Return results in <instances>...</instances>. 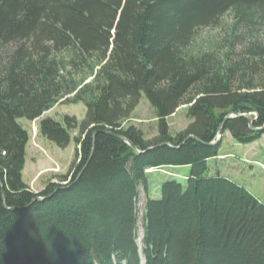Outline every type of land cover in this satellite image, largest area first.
Returning a JSON list of instances; mask_svg holds the SVG:
<instances>
[{
    "label": "trees",
    "instance_id": "1",
    "mask_svg": "<svg viewBox=\"0 0 264 264\" xmlns=\"http://www.w3.org/2000/svg\"><path fill=\"white\" fill-rule=\"evenodd\" d=\"M226 13V60L191 53L195 31ZM263 26L264 0H0V264H264V204L206 175L219 127L241 144L264 134V44L237 34ZM72 93L83 120L42 119L39 133L65 147L77 128L78 161L76 151L67 183L34 193L18 119ZM141 95L157 121L150 139L121 127ZM182 105L191 121L171 135L166 119ZM170 166L190 167L186 185L163 182L146 199L139 250L138 187Z\"/></svg>",
    "mask_w": 264,
    "mask_h": 264
},
{
    "label": "rangeland",
    "instance_id": "2",
    "mask_svg": "<svg viewBox=\"0 0 264 264\" xmlns=\"http://www.w3.org/2000/svg\"><path fill=\"white\" fill-rule=\"evenodd\" d=\"M232 24L230 13L224 14L216 24L202 27L195 31L189 51L195 56L208 54L210 57H217L226 60L229 32ZM256 30V29H255ZM247 33L246 27H241L237 34H247L252 40H259L264 44V26L258 31ZM249 39H247L248 41ZM247 42L236 44L229 58L237 59L243 46ZM7 47L5 50H9ZM240 51V52H239ZM97 69V67L95 68ZM92 77L86 78L84 83L89 82ZM74 93L62 97L53 104L48 110L35 120L28 121L24 118L18 119V123L27 131L28 141L25 146L24 165L21 172V179L34 193H38L49 182L65 184L70 178L64 179L71 164L75 161V152L78 145H75L74 138L78 136V129H69L70 140L65 147H59L53 142L46 140L39 133V123L42 119L50 118L63 125L64 116H72L77 121H81L85 115V107L82 102H68L66 99H72ZM186 105H182L168 117V130L171 135L184 130L190 123L186 115ZM254 115V113H252ZM157 121L154 117V111L148 101L141 95L139 104L127 118L121 122V127L126 128L133 125L143 133L144 139H150L157 134ZM65 125V124H64ZM63 125V126H64ZM222 134V133H221ZM217 137V134H216ZM216 140V138H215ZM214 140V141H215ZM213 142V141H212ZM219 157L208 161V170L206 175L209 177L220 175L246 188L261 203L264 204V134L256 141L247 144H241L234 141L229 132L221 135L219 141ZM217 142V143H218ZM148 190L145 192L141 186L138 187V196L136 200L137 213V239L136 243L141 249V241L138 236H142V216L144 213V203L147 198L160 199V186L163 182L175 180L182 186L186 185V177L189 175V166L162 167L156 169H147ZM37 200V199H36Z\"/></svg>",
    "mask_w": 264,
    "mask_h": 264
},
{
    "label": "water",
    "instance_id": "3",
    "mask_svg": "<svg viewBox=\"0 0 264 264\" xmlns=\"http://www.w3.org/2000/svg\"><path fill=\"white\" fill-rule=\"evenodd\" d=\"M227 117H229V116H227ZM226 117V118H227ZM252 129H254V128H252ZM260 129H262V128H260ZM221 128L219 127L218 128V130H217V137H216V140L215 141H213V142H211L210 143V145H214V144H216L218 141H219V139H220V137H221ZM118 137L121 139V140H123V141H125L130 147H131V149L135 152V153H140L131 143H129L124 137H122V136H119L118 135ZM190 138H192V136H189ZM37 200H40V198H37ZM140 254V253H139ZM140 256H141V254H140Z\"/></svg>",
    "mask_w": 264,
    "mask_h": 264
},
{
    "label": "bare ground",
    "instance_id": "4",
    "mask_svg": "<svg viewBox=\"0 0 264 264\" xmlns=\"http://www.w3.org/2000/svg\"><path fill=\"white\" fill-rule=\"evenodd\" d=\"M139 240L141 239V236L139 235L138 236ZM141 264H143V260L141 259Z\"/></svg>",
    "mask_w": 264,
    "mask_h": 264
}]
</instances>
